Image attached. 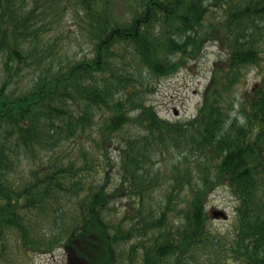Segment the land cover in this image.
Masks as SVG:
<instances>
[{
  "label": "trees",
  "instance_id": "obj_1",
  "mask_svg": "<svg viewBox=\"0 0 264 264\" xmlns=\"http://www.w3.org/2000/svg\"><path fill=\"white\" fill-rule=\"evenodd\" d=\"M207 44L196 115L165 120L148 97ZM263 60L264 0H0V264H264Z\"/></svg>",
  "mask_w": 264,
  "mask_h": 264
},
{
  "label": "rangeland",
  "instance_id": "obj_2",
  "mask_svg": "<svg viewBox=\"0 0 264 264\" xmlns=\"http://www.w3.org/2000/svg\"><path fill=\"white\" fill-rule=\"evenodd\" d=\"M119 3L121 0H117ZM71 26L70 22L67 23ZM83 47V46H82ZM83 54L85 50H78ZM221 50L212 44H207L203 55L197 62L185 69L180 70L173 76L167 77L156 84L155 92L148 97V103L157 111L158 115L169 121H188L193 118L202 101V92L209 81L212 66L220 58ZM245 83L241 84L240 89H248L252 84L260 82L264 78V60L260 67H251L246 73ZM174 111L177 115L174 116ZM112 161L116 159V152L109 153ZM94 173L90 172V175ZM24 176L19 174L17 181L21 182ZM20 178V179H19ZM19 179V180H18ZM231 192L226 188L220 187L215 190L208 199L206 210L211 215L213 210L224 211L228 215V220H211L210 226L222 233L229 231L232 233V223L236 201ZM124 201H116V206L123 208ZM114 215L113 212H111ZM33 264H66L65 254L62 250H56L51 256L42 255L33 257Z\"/></svg>",
  "mask_w": 264,
  "mask_h": 264
},
{
  "label": "water",
  "instance_id": "obj_3",
  "mask_svg": "<svg viewBox=\"0 0 264 264\" xmlns=\"http://www.w3.org/2000/svg\"><path fill=\"white\" fill-rule=\"evenodd\" d=\"M213 216L214 217H223V218H226L225 214L223 212H219V211L213 212Z\"/></svg>",
  "mask_w": 264,
  "mask_h": 264
}]
</instances>
